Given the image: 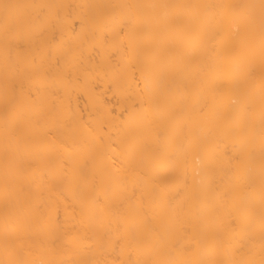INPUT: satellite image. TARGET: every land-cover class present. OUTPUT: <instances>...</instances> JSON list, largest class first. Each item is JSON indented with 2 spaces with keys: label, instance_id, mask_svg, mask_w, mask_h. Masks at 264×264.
I'll list each match as a JSON object with an SVG mask.
<instances>
[{
  "label": "bare ground",
  "instance_id": "6f19581e",
  "mask_svg": "<svg viewBox=\"0 0 264 264\" xmlns=\"http://www.w3.org/2000/svg\"><path fill=\"white\" fill-rule=\"evenodd\" d=\"M0 264H264V0H0Z\"/></svg>",
  "mask_w": 264,
  "mask_h": 264
}]
</instances>
